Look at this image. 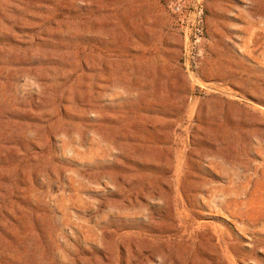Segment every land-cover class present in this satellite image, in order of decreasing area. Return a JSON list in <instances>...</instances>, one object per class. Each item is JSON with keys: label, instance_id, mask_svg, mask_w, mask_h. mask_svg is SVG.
Instances as JSON below:
<instances>
[{"label": "rangeland", "instance_id": "obj_1", "mask_svg": "<svg viewBox=\"0 0 264 264\" xmlns=\"http://www.w3.org/2000/svg\"><path fill=\"white\" fill-rule=\"evenodd\" d=\"M170 1L0 0V264H264V0Z\"/></svg>", "mask_w": 264, "mask_h": 264}, {"label": "built area", "instance_id": "obj_2", "mask_svg": "<svg viewBox=\"0 0 264 264\" xmlns=\"http://www.w3.org/2000/svg\"><path fill=\"white\" fill-rule=\"evenodd\" d=\"M168 11L173 15L176 22H181L183 17L185 16V12L183 7L175 3V1H170L167 6ZM195 19L197 20V24L199 25L201 22V11L195 13Z\"/></svg>", "mask_w": 264, "mask_h": 264}]
</instances>
